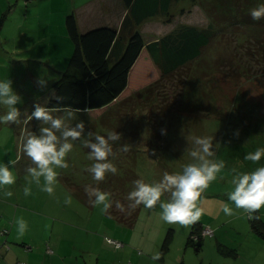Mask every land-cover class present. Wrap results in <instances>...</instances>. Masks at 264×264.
<instances>
[{
  "label": "rangeland",
  "instance_id": "obj_1",
  "mask_svg": "<svg viewBox=\"0 0 264 264\" xmlns=\"http://www.w3.org/2000/svg\"><path fill=\"white\" fill-rule=\"evenodd\" d=\"M221 1L176 0L167 13H159L137 25L136 29L146 41L159 38L185 24L198 28L209 26L215 32L213 41L202 56L179 72L133 95L127 102L113 106L101 118L75 113V118L69 123L74 126L83 120L85 126L90 125V129L85 127V137L89 130L105 136L113 131L121 133V140L113 143V151L125 143L129 145V151H121L115 159H109L113 163L135 159V172L146 183L158 182L165 172L180 173L184 165L192 162L188 153L193 145L188 137L214 136L216 155L213 159L223 160L226 166L219 174L223 179L218 176L202 194L204 214L201 219L213 221V226L219 227V231L214 230V234L207 238H212L213 243L218 240L229 245L232 239L241 242L245 238L246 231L242 229L249 223L243 210L236 209L227 197L234 187L230 182L232 169L251 172L264 166V157L258 163L244 159L247 153L264 147V88L260 84V78H264V56H261L264 52L260 49L257 53V47L248 46L256 26L252 25L255 20L250 17V10L264 4V0L251 3L245 9L248 13L246 18L235 11L239 3L243 7L248 6L244 0H233L224 8ZM70 12H74L80 20L78 29L82 32L87 22L98 24L106 21L119 27L125 8L120 0H0V81H12L13 90L21 97L17 107L22 113L31 110L35 103L42 104L46 100L52 91L53 81L68 64L73 43L64 22ZM39 78L46 80L47 84L39 85ZM6 111V107L0 105V115ZM36 123L39 122L33 120L19 127L20 130L30 131ZM15 127L17 125L0 123V157L3 156L0 165L11 160L17 146V138L15 141L13 136ZM161 129H165L166 134H161ZM85 149L79 142H74L73 156L70 155L67 160L69 167L57 169L74 183V189L76 186L82 190L83 183L93 181L92 175L85 169L94 161L88 159ZM22 170L14 175L24 180L20 183L27 186L26 172ZM42 182L43 179L41 185ZM20 183L15 185L20 187ZM59 183L51 196L33 183L27 201H18L20 206L34 209L42 215L26 213L28 229L25 235L35 234L41 239L46 238L43 242L41 239L29 242L33 248L24 249V253L15 256L12 263L4 255L13 244L0 241V264H82L84 259L93 258L97 252L104 254L107 251L110 254L113 248H121H115L112 244L111 248L105 242L104 247L101 246L92 233L101 234L103 241L106 237L115 239L105 233L116 231L120 235H131L134 227L102 214L99 207L89 203L84 193L69 191ZM68 198L70 203H65ZM161 199L167 202L170 194L165 193ZM8 202L13 208L18 206L14 201ZM221 202L228 203L234 214L226 216L220 210ZM3 206L4 202L0 201V211ZM140 208L144 211L135 220V231H141V225L146 231L140 233L139 238H159L162 242L168 235L167 239L174 241L192 227L165 223L161 219L159 206L154 210L146 209L143 205ZM258 213L264 219V208ZM61 221L74 223L75 226L83 224L82 227L87 230L81 234L80 230L73 228L74 234L68 239L65 233L58 230L63 225ZM3 227L0 225V232ZM1 235L6 237V234ZM50 236L62 240L61 244L55 246ZM15 251L11 248L8 253Z\"/></svg>",
  "mask_w": 264,
  "mask_h": 264
},
{
  "label": "clouds",
  "instance_id": "obj_2",
  "mask_svg": "<svg viewBox=\"0 0 264 264\" xmlns=\"http://www.w3.org/2000/svg\"><path fill=\"white\" fill-rule=\"evenodd\" d=\"M253 20L264 18V4L250 10ZM39 85H46L43 78L37 80ZM58 106L48 107L41 103H35L33 110L28 114L23 113L17 107L21 103V97L12 87L11 80L0 81V105L6 107L4 115H0V123L6 125H27L29 121H38V131H26L22 136V152L31 161L25 168L27 186L24 187V195H31V185L34 183L40 190L50 196L55 191L58 183L57 169H67L69 164L66 157L74 148V142H79L84 148L89 149L88 159L94 163L85 170L92 175V179L99 184L105 180L106 174L116 175L118 169L109 159L119 152H128L129 145L125 143L117 151H113V143L121 140L122 134L116 131L109 132L107 136L88 131L84 136L85 122L80 120L73 126L69 122L75 118L76 110L71 106L63 105L64 98L55 96ZM60 113V114H56ZM161 134H166L161 129ZM239 133L237 131L236 136ZM191 145L189 156L192 162L183 166L182 172L169 174L165 172L158 182L146 183L143 178L133 181V189L128 193V209L134 211L143 205L144 208L154 210L157 206L162 210L161 219L167 224H178L183 228H189L197 224L204 209L201 206L202 194L209 185L218 179L219 174L225 169L223 160L213 159L216 155L214 136H195L187 138ZM219 144V143H216ZM155 155V153H153ZM264 157V147L257 148L254 152L245 155L246 161L258 163ZM17 161L9 160L7 164L0 165V188L14 185L16 176L13 168ZM231 184L233 189L227 193L228 200L236 209L243 210L249 220H259L255 215L264 208V166L251 172H238L232 169ZM223 179V176H219ZM41 179L43 184L41 185ZM93 207H99L102 214L111 215L110 209L115 207L125 211L124 205L111 199V193L102 191L99 187L86 185L84 188ZM165 193L170 194L167 202L161 197ZM6 198L12 197L11 191H5ZM65 203H70V198ZM226 216L233 215V208L228 203L221 202L220 209ZM16 230L23 236L27 231V222L23 218L15 221ZM161 253L155 252L151 259L158 261Z\"/></svg>",
  "mask_w": 264,
  "mask_h": 264
},
{
  "label": "trees",
  "instance_id": "obj_3",
  "mask_svg": "<svg viewBox=\"0 0 264 264\" xmlns=\"http://www.w3.org/2000/svg\"><path fill=\"white\" fill-rule=\"evenodd\" d=\"M120 1L125 13L118 28L101 25L80 32L74 12L65 16L64 24L73 43V51L66 68L51 85L52 91L44 101L46 106H58L55 96H62L63 105L71 106L76 110L75 113L101 118L113 106L127 102L133 95L179 72L190 62L200 58L214 39L215 31L211 27L198 28L185 24L159 38L146 41L136 26L147 18L167 13L170 5L176 0ZM244 1L248 6L243 7L239 3L235 10L242 18L248 16L245 9L255 0ZM232 2L233 0H222L221 3L224 4L221 6L224 8L223 6ZM1 20L0 18V25ZM252 23L256 25L252 30L255 33L248 41V46L257 47V53L260 49L264 52V18ZM261 56H264V53ZM260 79L264 88V78ZM85 127L92 128L90 125ZM86 151L89 153L90 150ZM133 160H117L114 163L118 169L116 175L106 174L105 180L99 184L94 180L83 183L82 190L76 186L77 190L74 189V183L64 174L62 179L72 191L85 195L86 185L110 192L111 199L119 201L125 208L122 212L113 204L110 216L119 223L131 225L140 209L138 207L130 211L129 201L126 200L134 187L133 181L140 179L135 172V159ZM249 224L256 234L264 237V219L260 217L259 220H249ZM202 228L199 222L192 226L188 242L194 246L198 241L201 242L204 237L201 235Z\"/></svg>",
  "mask_w": 264,
  "mask_h": 264
},
{
  "label": "crops",
  "instance_id": "obj_4",
  "mask_svg": "<svg viewBox=\"0 0 264 264\" xmlns=\"http://www.w3.org/2000/svg\"><path fill=\"white\" fill-rule=\"evenodd\" d=\"M76 21L77 24L80 23V20L78 18H76ZM101 25L113 26V24H108L106 21L105 22L100 21L98 22V24H93V23L89 24L87 22L84 23V28H83L84 30L82 31H86ZM113 27L118 28V26H113ZM6 30L8 31L7 27ZM42 105H45V103L42 102ZM32 110L33 108L31 110H28V114H30ZM38 125L39 123H36L35 128H32V130L30 131H36V130L38 131ZM17 127H15L16 131H14L13 133L14 134L13 136H15V141L17 138V146H15L16 144L14 145L15 150L12 152L13 156L11 158V160L17 161V163L14 166V168L16 169L14 174L18 173V170L23 171L22 169H25L27 166L31 164V161L23 154L21 150L22 145L20 144V141L22 140L21 138L25 131L20 130L19 126ZM70 155L73 156V151H71L68 154V156L66 157L67 160L70 158ZM2 159L3 156L0 157V161H2ZM3 163L7 164L8 162L6 161ZM58 173H59L58 183L61 182L64 186L68 188L69 191H71V189L65 184V182L62 179L63 171H58ZM22 181L18 179V177H16L15 184L17 182L19 184ZM15 184L10 186H5L4 188H0V201L4 202L3 209H1L0 211V225L1 226L3 225L4 226L3 228H7V229L9 228L6 237H3L2 235L0 236V241L1 243L4 241L8 243H12L13 246L12 247L10 246V249L11 248L16 249V251L11 254L8 253L10 250L9 249L6 251V254L4 255L6 256V259L9 260L10 263H12V260L15 256L24 253L23 251L24 249L33 248L31 245L28 244L29 242H33L38 239H41V236L38 237L35 234L30 236L28 234L25 235L24 233V235L21 236L18 234L16 230L15 221L17 218H23L28 223V218H26L27 212H33L35 216L41 214L35 212L34 209L28 210L26 207L22 205L20 206V203L18 201L26 200L27 198L23 192L25 186L24 183L23 184L20 183V187H17ZM5 191H11L13 193L12 197L6 198L3 194ZM8 201H14L18 203V206L16 207L15 205V208H13V205ZM33 201H35V198L33 199ZM143 211L144 209L142 208L138 210L135 219L136 221L139 219ZM33 220L34 218H32V221ZM61 223L63 225L58 227V230L59 232L65 233L68 239H70L74 234L73 228H75L78 231L80 230L81 234L83 230H87L83 228L84 227L83 224H79V226H75L74 223H69L67 221H61ZM58 224L59 222H57L56 225L58 226ZM199 225L201 227L209 226L210 228L213 229V231L214 230L219 231L218 225L213 226V221L208 222L207 219L204 220L200 219ZM130 226L134 227V230H131L130 236L117 234L116 231L114 233L104 234L108 236L111 235L116 240L121 241L123 246L120 249H114L110 243L106 242V240L103 241L101 234H99L98 232L92 233L95 235L94 239L98 240L101 246L104 247L103 242H105L108 246H110L113 249L111 250L110 253L111 255L107 251L104 254L97 252L96 254H94L93 258L91 256L90 259H84L82 264H128L129 262L127 263V261H130V264H264V237L256 234L250 227L249 223L244 226V229H242V231H246V234H245V238L241 242H235L232 239L229 245H225L221 242H218V240H216L215 243H213L212 238L209 239L207 237H203L202 241L200 242V245L196 244L195 246L191 242H188V237L190 235L192 227L188 231V233L184 232L182 236H179L177 239L175 238L174 241L173 240L169 241L167 235L161 242L159 238L152 240L147 239L148 237H145L146 235H144L145 239H143L142 236L139 238L140 233L144 234L146 231L144 225H141L142 227L141 231L140 230L135 231V226H136L135 221ZM44 238H46V236L41 239V242H43ZM50 238L54 242L55 246L61 244L60 241L62 240L53 239L52 236H50ZM66 243L69 242L66 241ZM190 244H192V246H190ZM136 248L139 249L136 250ZM157 251H159L162 254L161 259L158 261H153L151 257ZM89 253L92 252L89 250ZM101 256H103V258ZM217 257H219L220 259L217 260ZM101 260H105V261L102 262Z\"/></svg>",
  "mask_w": 264,
  "mask_h": 264
},
{
  "label": "built area",
  "instance_id": "obj_5",
  "mask_svg": "<svg viewBox=\"0 0 264 264\" xmlns=\"http://www.w3.org/2000/svg\"><path fill=\"white\" fill-rule=\"evenodd\" d=\"M7 231H8L7 228H3L0 233L6 234ZM201 235L204 237H206V236L210 237L213 235V230L209 226H205L201 230ZM106 242L112 244L115 248L122 247V242L119 240H115V239L106 237Z\"/></svg>",
  "mask_w": 264,
  "mask_h": 264
},
{
  "label": "water",
  "instance_id": "obj_6",
  "mask_svg": "<svg viewBox=\"0 0 264 264\" xmlns=\"http://www.w3.org/2000/svg\"><path fill=\"white\" fill-rule=\"evenodd\" d=\"M196 244H197V245H200V242L198 241Z\"/></svg>",
  "mask_w": 264,
  "mask_h": 264
}]
</instances>
